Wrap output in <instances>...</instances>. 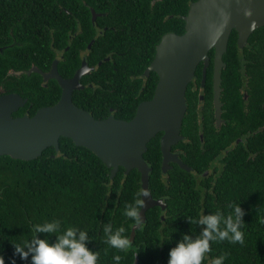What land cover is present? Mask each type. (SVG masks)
I'll return each instance as SVG.
<instances>
[{"label": "trees", "instance_id": "1", "mask_svg": "<svg viewBox=\"0 0 264 264\" xmlns=\"http://www.w3.org/2000/svg\"><path fill=\"white\" fill-rule=\"evenodd\" d=\"M188 1L159 0L151 6L149 0H0V93L16 91L28 97L26 105L15 114L26 109L33 114L39 107L55 103L61 94L56 80L45 85L39 73L17 75L14 71L25 70L32 63L47 69L61 51L58 69L64 77L72 76L85 50L89 64L96 68L83 76L87 86L73 93L74 102L96 118L114 114L129 119L141 100L152 97L158 75L151 71L146 77L144 71L162 34L184 31L185 21L180 15L186 13ZM91 7L102 13L95 24ZM170 12L174 14L169 16ZM68 31L73 37H68ZM234 36L224 54L227 66L222 70L231 126L228 137L220 140L224 144L230 138L231 142L243 131L247 137L229 150L225 166L213 183L204 179L198 184L192 173L177 165L164 175L160 131L149 141L144 156L152 167L151 193L166 199L167 210L149 208L132 247L121 252L106 243L102 226L123 225L122 235L130 236L133 222L123 215V209L141 188L137 168L125 174L121 166L112 178L111 168L91 149L76 145L67 136L60 137L58 150L48 146L30 160L0 155V252L5 264L12 254V241L30 238L34 223L54 217L62 218V227L76 225L87 230L89 239L85 243L99 252L97 264H114L113 253L122 257L118 264H135V252L139 254L138 264H167L168 249L183 234L194 237L203 227L187 217L217 209L227 213L230 201L239 202L245 209L244 242L210 241L207 256L210 259L226 252L223 264H264V225L256 220L257 215L264 214V128L260 127L264 125V25L253 31L242 50ZM209 54L212 58L213 51ZM107 56L110 59L99 65L98 61ZM201 68L199 64L195 71L198 83ZM207 73L206 87L210 89L212 62ZM247 76L246 101L241 88ZM192 85L189 83L186 93L189 101L195 98ZM183 132L192 140L187 143L185 161L195 168L207 167L209 151L202 150L198 133L192 128L190 105ZM161 231L171 238L156 244ZM36 235L47 236L50 241L56 237V233ZM16 264H31L30 257L21 260L17 255ZM201 264L208 261L202 260Z\"/></svg>", "mask_w": 264, "mask_h": 264}, {"label": "water", "instance_id": "2", "mask_svg": "<svg viewBox=\"0 0 264 264\" xmlns=\"http://www.w3.org/2000/svg\"><path fill=\"white\" fill-rule=\"evenodd\" d=\"M91 13L94 21L99 13L92 7ZM182 18L185 20V30L182 33H164L157 43L155 55L144 71L147 76L151 71L157 73L155 91L152 97L138 103L135 114L129 119L114 114L96 118L74 102V90L85 87L80 81L81 77L94 68L85 60L71 77L60 74L59 58L53 60L47 71L36 66L30 68V72H40L44 81L55 78L61 87L60 97L55 103L38 108L33 115L14 116L13 113L26 104L27 98L18 92L1 94L0 155L30 160L48 146H55L58 150L60 137L67 136L76 145L91 149L111 168L112 178L121 166L125 174L133 168L138 169L141 187L149 192L142 196L144 203L139 209L143 222L149 208L160 206L165 209V198L154 197L151 193L152 167L144 156L148 143L160 131L163 132L160 138L163 173L171 167V161H177L187 170L191 169L172 151V145L183 137L181 128L187 111V87L201 61L204 62V85L210 62L209 51L214 49L215 104L217 108L220 107L222 70L226 67L223 56L228 49L230 34L237 29L238 43L243 47L250 34L264 25V0H195ZM217 116H220V110ZM137 229L133 224L129 236L131 242ZM138 261L139 254L135 252V264Z\"/></svg>", "mask_w": 264, "mask_h": 264}, {"label": "clouds", "instance_id": "3", "mask_svg": "<svg viewBox=\"0 0 264 264\" xmlns=\"http://www.w3.org/2000/svg\"><path fill=\"white\" fill-rule=\"evenodd\" d=\"M149 192L144 188H139L131 202H126L123 215L131 218L132 222L139 229H143L144 222L139 215V208L144 201L142 196ZM229 211L225 213L221 209L207 214L200 211L196 216H188L190 222L203 225L197 235L190 236L185 233L182 239L176 241L175 245L168 249L167 264H201L202 260H207L208 264H223L227 253L220 252L210 259L207 253L211 251L210 241L244 242V221L242 219L245 209L239 202H229ZM61 219L54 217L44 219L43 222L34 223L31 226L30 238H25L17 242L12 241V254L7 257L8 264H16V256L21 260L30 257L31 264H97L99 252L86 246L85 241L89 239L88 232L84 228L76 225H61ZM259 224L264 225V214L256 216ZM106 243L121 252L132 247L129 236L122 235L125 232L123 225L113 227L111 223H104L102 226ZM36 233H56L54 240H49L47 236L41 238ZM168 232L158 233V242L161 244L170 239ZM122 259L119 253H113L111 260L114 264ZM0 264H5V256L0 252Z\"/></svg>", "mask_w": 264, "mask_h": 264}, {"label": "flooded vegetation", "instance_id": "4", "mask_svg": "<svg viewBox=\"0 0 264 264\" xmlns=\"http://www.w3.org/2000/svg\"><path fill=\"white\" fill-rule=\"evenodd\" d=\"M150 1V5L153 6L157 1L159 0H149ZM195 0H189L188 1V8H187V11L186 13L184 14H181L180 16L183 17V15L187 14L188 10H189V7L191 5L192 2H194ZM91 9V8H90ZM68 11V9H66ZM97 12V11H96ZM99 15H102L101 12H98ZM92 14V13H91ZM174 14V12H170L169 13V16H172ZM97 17L95 18V20L93 21L92 19V23L95 24V21L97 19ZM92 18V16H91ZM185 21V20H184ZM261 27V26H260ZM259 28V27H258ZM257 29V28H256ZM184 30H185V23H184ZM101 32V30H100ZM168 32H176V31H168ZM168 32H165V33H168ZM176 33H179V32H176ZM182 33V32H181ZM253 33V32H252ZM251 33V34H252ZM164 34V33H163ZM162 34V35H163ZM235 34V36L233 35ZM250 34V35H251ZM235 37V42L237 44V46L242 50L244 47H246L248 45V42H249V38L246 42V44L241 47L238 43V37H239V33L237 31V29H233L231 34H230V37H229V42L231 40L232 37ZM68 37L71 38L73 37V34L71 31H68ZM162 37V36H161ZM250 37V36H249ZM95 37H93L91 39L92 43L94 41ZM90 41V42H91ZM90 42L88 43V45L90 44ZM229 42H228V45H229ZM92 43L90 46L87 45V48H91L92 46ZM69 46L67 45L66 46V49L68 48ZM0 50L2 51V48H0ZM213 51V56L211 58L210 54V62H209V65L207 67V72H208V68L212 62V77H211V88L210 89H207V75L208 73H206V80H205V83L204 85L202 84V72H203V65H204V62L201 61L199 64L202 65V70H201V77H200V82L198 83L197 82V75L195 74L194 78L192 79V81L190 83H193L192 85V91L195 93V98L192 97V101H189L188 100V97L186 95V98H187V111L189 110V105L191 107V110H192V128L193 129H196L197 133H198V137H199V141H200V147L203 148L202 150H208L209 151V155L207 156L206 160V164H207V167H200V168H195L193 165H190L189 163H187L184 159L185 156L188 155L187 153V148H189V146H187V143H190L192 142L190 136L188 134H185L183 132V123H184V119L186 117H184L183 119V123H182V128H181V134L183 135V137L178 141L176 142L175 144L172 145V151L174 153H177L178 157L184 162L186 163L189 167H191L190 170H187L183 167L180 166V164L177 162V161H171L170 162V165L171 167L168 168L167 172L163 173L164 175H167L168 171L172 168L175 167V165L179 166L180 168H183L185 170H187L188 172L192 173L193 176H194V179L196 181V183H202L203 180L205 179V181L210 184V183H213L214 180L220 175L222 169L224 168L225 166V156L228 154L229 150L237 143H239L240 141H243L245 140V138L247 137L245 131H243V134L241 136H238L237 138H234V140H232L230 142V138H227L226 141L223 143H221V140L220 138L221 137H228V131H229V127L231 126V120H230V116L228 114V110L226 109V106H225V100H224V96H223V86H222V82H223V79L221 80V94H220V97H219V100L221 102V105L219 108H217L216 104H215V92H214V81H213V58H214V49H211ZM210 50V51H211ZM228 50V49H227ZM209 51V52H210ZM227 52V51H226ZM225 52V53H226ZM57 53L59 54V56H57L56 58H59V60L61 59L62 57V53L61 51H57ZM224 53V54H225ZM109 59H110V56H107ZM105 57V58H107ZM103 59V60H99L98 61V64L99 62H103V61H106V60H109V59ZM224 58V56H223ZM55 59V58H54ZM53 59V60H54ZM52 60V62H53ZM85 60V62L89 65V66H92L94 67L91 71L95 70V66L94 65H90L88 60H87V52L85 50H83L82 52V56H81V63L82 61ZM225 61V60H224ZM52 62H51V65H52ZM226 62V61H225ZM59 63V62H58ZM102 64V63H101ZM198 64V66H199ZM51 65L49 68L47 69H42L41 67H39L38 65L32 63L31 66L25 70L23 69H20V70H16L14 71L15 74H22L23 72H26L28 74H31L33 72H36V73H39L41 76L42 74L38 71H35V70H32L31 72L29 71L30 68L36 66L40 69H42L43 71H47L51 68ZM81 65V64H80ZM100 65V64H99ZM197 66V67H198ZM226 66H227V63H226ZM80 67V66H79ZM226 68V67H225ZM197 69V68H196ZM224 69V68H223ZM77 70V69H76ZM75 70V71H76ZM17 71H21V73H17ZM90 71V72H91ZM60 72V71H59ZM89 72V73H90ZM75 73V72H74ZM87 73V74H89ZM151 73V72H150ZM61 74V73H60ZM62 75V74H61ZM85 75V74H84ZM83 75V76H84ZM145 75V73H144ZM150 75V74H149ZM148 75V76H149ZM63 76V75H62ZM73 76V75H72ZM83 76L81 77V83H83L85 85V87L87 86V84H85L83 81H82V78ZM147 77V75H145ZM64 77V76H63ZM67 77H71V76H67ZM43 79V77H42ZM54 79L56 80L55 78H50L48 79V81H44L43 80V84H49L50 81ZM57 81V80H56ZM244 87L241 88V91L243 93V97L244 99L247 101L249 99V94L246 90L245 87H247L248 85V76L246 78H244ZM90 86H92V84H89ZM60 86V85H59ZM84 87V88H85ZM84 88H81V89H84ZM78 90V89H75L74 92ZM187 90H188V87H187ZM11 92H16V91H11ZM73 92V93H74ZM4 93H9V92H3V93H0L1 94H4ZM19 93V92H18ZM187 93V91H186ZM210 93V94H209ZM20 94V93H19ZM209 94V95H207ZM22 95V94H21ZM23 96V95H22ZM25 97V96H23ZM27 98V102H28V97H25ZM142 101V100H141ZM26 102V103H27ZM32 104V103H31ZM30 104V105H31ZM26 105V104H25ZM24 105V106H25ZM22 106V107H24ZM20 107V108H22ZM42 107V106H41ZM246 103H245V108H246ZM19 108V109H20ZM40 108V107H39ZM19 109L17 111H19ZM218 110H220V116L218 117L217 114H218ZM227 110V111H226ZM15 111V112H17ZM186 111V113H187ZM15 112L13 113L14 116H18V115H23V114H29V115H33L30 113L29 109H26L25 112H23L22 114H15ZM116 116V115H115ZM117 117V116H116ZM120 118V117H119ZM261 129L264 128V125H260ZM163 133V132H162ZM162 135V134H161ZM161 138V136H160ZM205 148V149H204ZM162 153V152H161ZM194 152H192L191 154H193ZM161 170H162V160H161ZM158 198V197H157ZM164 198V197H163ZM166 200V199H165ZM167 203V201H166ZM167 204H166V207L165 209H161L162 212H165L167 210ZM160 207V206H159ZM161 208V207H160ZM164 215V214H162ZM161 215V219H164L165 218V215L164 217H162ZM134 224V223H133ZM132 224V225H133ZM132 227V226H131ZM135 239V238H134Z\"/></svg>", "mask_w": 264, "mask_h": 264}]
</instances>
